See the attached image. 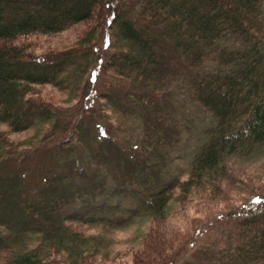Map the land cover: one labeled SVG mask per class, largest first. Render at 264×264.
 Returning <instances> with one entry per match:
<instances>
[{"label": "trees", "instance_id": "obj_1", "mask_svg": "<svg viewBox=\"0 0 264 264\" xmlns=\"http://www.w3.org/2000/svg\"><path fill=\"white\" fill-rule=\"evenodd\" d=\"M79 24L88 28L69 49L52 58L32 54L18 42L31 34L58 33ZM100 30L106 32L101 38L106 44L104 63L97 60L95 50ZM93 64L115 76L120 94L111 91L102 97L141 128L146 151L158 150L161 137L156 123L149 122L161 110L172 113L166 101L178 91L211 119L201 132L185 180L162 182L153 166L131 170L138 190L127 219L146 215L163 222L175 190L179 201L206 186L215 187L214 191L219 188L217 178L225 173V159L264 149V0H0V124L11 132L36 128L47 120L53 127L49 118H54L55 109L39 99L34 88L53 85L75 92L77 81L85 73L90 75ZM170 85L178 88L171 95L167 94ZM164 122L161 118L158 126ZM101 142L99 151L105 149ZM11 144L0 136V166L12 155L7 151ZM99 151L93 161L80 155L79 165L91 166L96 159L106 165ZM48 173L45 186L28 197L21 179L0 173L5 224L15 226L14 211L25 214L41 225L49 251L65 254L68 264H86V256L95 255L98 245L95 238L69 228V219L84 224L110 222V227L123 221L60 218L67 203L63 198L72 194L57 192H64L62 185L77 174ZM155 238L156 233L149 231L143 247ZM184 247L168 254L163 264H177L184 256H191L186 264H264V194L250 196L215 216L202 231L194 229ZM0 252L9 255L5 264H48L37 252L14 251L2 233Z\"/></svg>", "mask_w": 264, "mask_h": 264}, {"label": "rangeland", "instance_id": "obj_2", "mask_svg": "<svg viewBox=\"0 0 264 264\" xmlns=\"http://www.w3.org/2000/svg\"><path fill=\"white\" fill-rule=\"evenodd\" d=\"M86 28L87 24H79L58 33L31 34L19 38L18 42L26 44L32 54L52 58L69 49ZM102 34L106 32L101 31L95 50L97 60L104 63L106 44L101 39ZM89 68L90 75L85 73L77 81L78 90L75 92L53 85L34 88L33 93L55 109L54 118L48 116L55 124L53 127L48 126L47 120L42 126L13 133L6 125L0 124V136L14 146V151L12 144L8 148L12 155L2 162L0 173L21 179L19 184L26 197L45 186L48 171L53 174L72 171L77 177L72 174L62 185L64 192H57L60 195L67 193V196L72 194L63 198L67 203H63V211L58 214L60 218L93 216L123 221L119 227H110V222L106 225L102 222L84 224L69 219L66 223L69 228L84 237L95 238L98 245L95 255L86 256V264H163L168 254L184 250L194 229L202 231L215 216L230 211L250 196L264 194V149H257L247 155L225 159L226 170L221 178H217L220 179L218 189L212 191L215 187L211 189L210 186L196 189L182 201L176 198L179 192L175 190V198L169 204L163 222H153L146 215L127 219L136 205L134 193L138 190L132 183L134 178L130 176H136L131 175V170L153 166L162 182L185 180L193 153L201 144V132L211 124V119L205 110L189 102L178 91L166 101L172 113L161 110L157 119L149 122L156 123L161 137L158 150L146 151L143 137L146 135L141 128L102 97L111 91L116 96L120 94L119 88L114 86L115 76L98 64ZM177 89L170 85L167 94L176 93ZM161 118L165 122L158 126ZM100 140L105 149L99 151L98 146L103 148ZM108 140L111 144L106 143ZM117 144L125 160L122 155H117ZM98 151L106 157L103 159L106 165L103 166L102 161L98 163L97 159L91 166L87 163L79 165L77 159L81 156L93 161L92 157ZM3 213L0 210V218L4 220ZM12 217L15 226H8L4 220V223L0 222V233L6 236L14 251L37 252L48 264H68L65 254L56 255L47 249L38 222L17 211ZM151 230L156 233V238L152 245L143 247ZM137 256L138 260L135 259ZM8 257L7 252H0V264H5ZM190 258L184 256L177 260V264H186Z\"/></svg>", "mask_w": 264, "mask_h": 264}]
</instances>
